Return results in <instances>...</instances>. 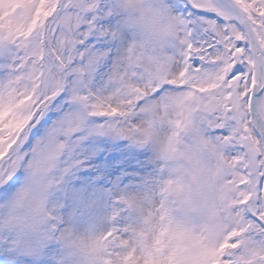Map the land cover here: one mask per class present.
Instances as JSON below:
<instances>
[{"label":"snow or ice","instance_id":"obj_1","mask_svg":"<svg viewBox=\"0 0 264 264\" xmlns=\"http://www.w3.org/2000/svg\"><path fill=\"white\" fill-rule=\"evenodd\" d=\"M151 9L173 22L163 48L136 43L118 0H0V200L32 173L5 225L55 223L46 176L88 136L141 146L164 136V160L181 142L195 153L201 224L179 222L192 188L171 166L137 224L87 248L58 227L47 239L80 264H264V0H151Z\"/></svg>","mask_w":264,"mask_h":264},{"label":"rangeland","instance_id":"obj_2","mask_svg":"<svg viewBox=\"0 0 264 264\" xmlns=\"http://www.w3.org/2000/svg\"><path fill=\"white\" fill-rule=\"evenodd\" d=\"M171 166L153 143L141 146L116 135H90L47 174L54 186L46 192L45 210L56 220L40 231L5 225L11 203L31 182V169H25L8 198L0 200V264H80L62 243L47 239L52 228L70 227L96 237L137 224L139 214L119 201L131 196L158 201L161 186L172 177Z\"/></svg>","mask_w":264,"mask_h":264},{"label":"clouds","instance_id":"obj_3","mask_svg":"<svg viewBox=\"0 0 264 264\" xmlns=\"http://www.w3.org/2000/svg\"><path fill=\"white\" fill-rule=\"evenodd\" d=\"M119 13L122 17L121 24L125 30L135 34L136 43L142 49H158L165 47L172 39H174L173 22L163 19L159 14L151 9V0H118ZM161 156L167 146V140L161 136L155 143ZM195 153L192 156L181 142L177 149L175 159L170 160L173 169L182 170L183 178L188 183L192 191L190 197L191 206L180 217L179 222L192 225H199L203 222V210L199 205V189L196 187L197 181L193 178L191 170L195 167ZM199 182L203 185L209 183V176L206 172L198 173ZM54 186V182H48L46 192ZM134 206V210L140 215L147 211L144 201L137 197L131 196L127 198ZM64 235L78 246L87 248L95 237L76 234L70 227L64 229Z\"/></svg>","mask_w":264,"mask_h":264}]
</instances>
